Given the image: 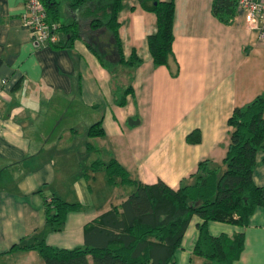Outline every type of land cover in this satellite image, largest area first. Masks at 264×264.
<instances>
[{
	"label": "crops",
	"instance_id": "0c3cea01",
	"mask_svg": "<svg viewBox=\"0 0 264 264\" xmlns=\"http://www.w3.org/2000/svg\"><path fill=\"white\" fill-rule=\"evenodd\" d=\"M212 1L174 0V76L152 63L146 38L156 31V16L137 0H123L118 16L124 58L134 50L141 59L133 67L116 64L109 33L91 31L67 2L59 5L58 23L74 25L57 29L55 43L37 46L22 19L24 0H0V264H43L32 247L40 241L84 245V226L133 191L109 179L105 165L113 158L131 179L174 189L192 180L201 160L225 167L228 117L264 94V40L238 8L231 23L217 20ZM89 41L108 47L111 70ZM118 72L127 79L122 87L133 88L122 106L114 96ZM97 121L104 134L89 136ZM195 130L200 141L188 143ZM253 177L264 186L263 151ZM51 196L80 205L60 230L45 222L44 199ZM201 221L192 216L171 264L202 263L193 254ZM207 228L213 236L242 234L232 264H264V207L245 226L209 221Z\"/></svg>",
	"mask_w": 264,
	"mask_h": 264
},
{
	"label": "trees",
	"instance_id": "16d2710c",
	"mask_svg": "<svg viewBox=\"0 0 264 264\" xmlns=\"http://www.w3.org/2000/svg\"><path fill=\"white\" fill-rule=\"evenodd\" d=\"M49 21L60 27H72L73 23H58L60 0H41ZM72 11H80L89 19V29L105 28L110 35L109 46L118 55L116 64L137 66L141 59L133 50L128 59L122 53L119 36V12L123 0H63ZM139 6L155 14L156 31L147 36V47L155 67L164 65L172 75L171 62L174 59L172 43L174 0H137ZM237 9V0H213V16L224 24L232 22ZM77 30L70 37L77 36ZM89 46L102 64L113 67L109 61L108 47L98 41H89ZM133 92L131 85L123 88L117 85L114 96L117 105L126 103V97ZM228 145L223 165L201 160L191 181L178 188H171L162 180L144 184L129 177L127 170L111 159L105 168L109 179L121 184L135 186L130 195L119 205L102 213L95 221L84 226V245L58 248L44 241L32 246L37 248L43 264H171L181 245L183 234L192 216L201 218L197 224L198 237L193 254L202 258L201 264H232L243 247L242 234L213 236L209 233V221H218L237 226L250 222L256 209L264 207V186L254 181L257 155L264 152V94L251 102L234 107L228 117ZM89 136L103 135L101 122L92 124ZM188 143H198L200 134L192 131L186 138ZM97 167L101 162H96ZM80 208L79 203L69 202L58 196L44 199L45 222L52 230L62 229L66 215ZM28 247V246H23ZM31 247V246H30Z\"/></svg>",
	"mask_w": 264,
	"mask_h": 264
},
{
	"label": "built area",
	"instance_id": "2783aa9c",
	"mask_svg": "<svg viewBox=\"0 0 264 264\" xmlns=\"http://www.w3.org/2000/svg\"><path fill=\"white\" fill-rule=\"evenodd\" d=\"M25 11L22 15L25 26L32 34L35 44L55 43L57 24L47 19L41 0H24ZM237 8L244 13L248 25L258 30L259 38L264 40V1L237 0Z\"/></svg>",
	"mask_w": 264,
	"mask_h": 264
},
{
	"label": "rangeland",
	"instance_id": "374dc122",
	"mask_svg": "<svg viewBox=\"0 0 264 264\" xmlns=\"http://www.w3.org/2000/svg\"><path fill=\"white\" fill-rule=\"evenodd\" d=\"M60 1H61L60 5L63 8V0H60ZM125 82H127V79H125V77H124L123 74H120V72H118L116 74V77H115V83H116V85L118 87H122L125 84ZM225 169H226V167H222L219 172L222 173ZM117 186L120 187L119 184H117ZM121 188H126V189H130V190H134V186H132V185H126V186H123ZM198 258H199V260H201L200 257H198Z\"/></svg>",
	"mask_w": 264,
	"mask_h": 264
}]
</instances>
